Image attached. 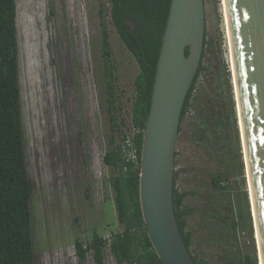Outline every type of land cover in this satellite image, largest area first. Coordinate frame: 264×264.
I'll return each mask as SVG.
<instances>
[{"label": "rangeland", "instance_id": "1", "mask_svg": "<svg viewBox=\"0 0 264 264\" xmlns=\"http://www.w3.org/2000/svg\"><path fill=\"white\" fill-rule=\"evenodd\" d=\"M221 3L204 0V70L177 137L175 175L179 191H195L184 198V205L195 211L187 218L191 252L208 264H236L239 255H256L257 260V254ZM16 4L24 146L28 175L35 185L30 203L34 263L79 264L76 238L85 243L94 233L108 238L123 228L112 187L117 170L102 159L112 132L105 100L101 20L110 41L122 131L130 125L133 79L139 67L111 22L107 0H16ZM99 7L104 8L102 17ZM203 110L210 126L215 112L229 114L216 144L213 136L210 144L209 134L199 132ZM114 134L118 142L119 134ZM214 175L223 177L236 210L243 215V227L225 249L213 239L199 212L212 192ZM83 264L96 263L89 253ZM103 264H117L108 248Z\"/></svg>", "mask_w": 264, "mask_h": 264}, {"label": "trees", "instance_id": "2", "mask_svg": "<svg viewBox=\"0 0 264 264\" xmlns=\"http://www.w3.org/2000/svg\"><path fill=\"white\" fill-rule=\"evenodd\" d=\"M171 0H107L109 14L116 32L129 53L134 57L139 71L133 79V101L131 107V124L138 129L134 135L137 151V163L126 161L122 157L121 140L124 135L123 118L117 110L121 109L116 101L113 85L115 75L110 63V41L108 31L101 20V55L105 75V100L110 120V148L103 154V163L113 167L117 173L113 177L114 202L121 231H116L108 238L94 233L85 243L76 238L75 253L79 264H83L90 253L96 264H103L106 248L115 258L117 264H163L157 256L147 236L139 203V170L143 131L148 116L151 94L156 71V64L161 45ZM102 17L104 8H98ZM17 4L16 0H0V264H35L32 240L31 198L34 182L28 175L24 131L21 111V89L19 82L18 39H17ZM207 43L204 35V44ZM188 53V48H186ZM190 85L180 117L181 123L190 108L196 83L204 70L202 60ZM228 74V73H227ZM230 88L228 89V91ZM234 114L233 108L229 109ZM206 111L200 115L201 135L221 139L228 124L229 114L214 113L211 126L206 123ZM119 134V141L115 134ZM219 134V135H218ZM196 135V134H195ZM194 135V136H195ZM199 141H202L200 136ZM225 142V139L223 140ZM238 142V141H237ZM176 155V152H175ZM226 174H228L226 172ZM221 175L211 178L212 192L205 198L199 212L211 232L225 249L236 237L238 228L243 227V215L236 210L230 191L223 184ZM173 209L177 225L185 246L191 252L192 234L187 230V218L195 214L193 207L184 205L187 194L195 191H179L174 173ZM245 200L246 194H245ZM250 227V225H249ZM252 235V228L250 227ZM196 264H208L195 254ZM236 264H257L256 255H239Z\"/></svg>", "mask_w": 264, "mask_h": 264}, {"label": "water", "instance_id": "3", "mask_svg": "<svg viewBox=\"0 0 264 264\" xmlns=\"http://www.w3.org/2000/svg\"><path fill=\"white\" fill-rule=\"evenodd\" d=\"M223 1L257 264H264V0ZM204 35V0H171L143 131L138 186L147 236L163 264H196L177 225L173 181L181 112L201 62Z\"/></svg>", "mask_w": 264, "mask_h": 264}, {"label": "built area", "instance_id": "4", "mask_svg": "<svg viewBox=\"0 0 264 264\" xmlns=\"http://www.w3.org/2000/svg\"><path fill=\"white\" fill-rule=\"evenodd\" d=\"M137 132L138 129H136L130 122V125L124 130V135L121 140L122 157L126 161H132L135 163L138 161L137 151L134 145V135Z\"/></svg>", "mask_w": 264, "mask_h": 264}, {"label": "bare ground", "instance_id": "5", "mask_svg": "<svg viewBox=\"0 0 264 264\" xmlns=\"http://www.w3.org/2000/svg\"><path fill=\"white\" fill-rule=\"evenodd\" d=\"M221 12H222V15H223V24H224L225 39H226L225 41H226V44H227L228 60H229V64H230V75H231V72H232V74H233V81H234V85H235L234 72H233V64H232V57H231V50H230V43H229V36H228V28H227V21H226V14H225V7H224V1L223 0H222V3H221ZM231 79H232V77H231ZM235 89H236V86H235ZM238 112H239V109H238ZM239 126H240V132H241V136H242L241 124H240V116H239ZM242 140H243V138H242ZM243 149H244V146H243ZM242 157H243L242 159L245 158L244 151L242 152ZM245 166H246V161H245ZM246 173H247V168H246ZM246 187H247V191H248V188H249L248 175H247V180H246ZM249 191H250V188H249ZM256 237H257V235H256ZM260 262H261V259H260Z\"/></svg>", "mask_w": 264, "mask_h": 264}, {"label": "flooded vegetation", "instance_id": "6", "mask_svg": "<svg viewBox=\"0 0 264 264\" xmlns=\"http://www.w3.org/2000/svg\"><path fill=\"white\" fill-rule=\"evenodd\" d=\"M205 39H206V36H205ZM207 44V43H206ZM206 44H204V46L206 45ZM203 52H204V48H203ZM204 58V57H203Z\"/></svg>", "mask_w": 264, "mask_h": 264}]
</instances>
